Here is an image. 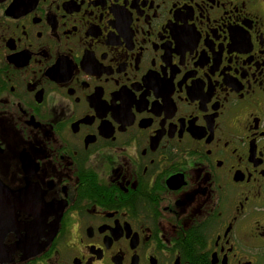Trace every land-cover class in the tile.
Here are the masks:
<instances>
[{
    "label": "flooded vegetation",
    "instance_id": "af4514ba",
    "mask_svg": "<svg viewBox=\"0 0 264 264\" xmlns=\"http://www.w3.org/2000/svg\"><path fill=\"white\" fill-rule=\"evenodd\" d=\"M264 0H0V264H264Z\"/></svg>",
    "mask_w": 264,
    "mask_h": 264
},
{
    "label": "rangeland",
    "instance_id": "374dc122",
    "mask_svg": "<svg viewBox=\"0 0 264 264\" xmlns=\"http://www.w3.org/2000/svg\"><path fill=\"white\" fill-rule=\"evenodd\" d=\"M259 214L264 216V204H261V206L259 207Z\"/></svg>",
    "mask_w": 264,
    "mask_h": 264
}]
</instances>
